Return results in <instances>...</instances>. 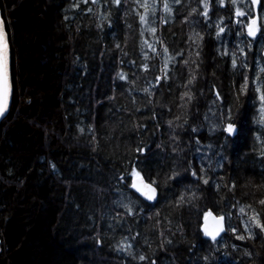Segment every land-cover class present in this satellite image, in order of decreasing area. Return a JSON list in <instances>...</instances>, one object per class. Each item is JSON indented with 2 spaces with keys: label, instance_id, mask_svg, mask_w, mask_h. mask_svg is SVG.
<instances>
[{
  "label": "trees",
  "instance_id": "16d2710c",
  "mask_svg": "<svg viewBox=\"0 0 264 264\" xmlns=\"http://www.w3.org/2000/svg\"><path fill=\"white\" fill-rule=\"evenodd\" d=\"M148 2L141 23L136 0H0L14 88L0 123V264H264V233L249 221H264L253 84L264 34L247 37L231 0H209L207 18L202 0H167L170 12ZM258 15L264 25V0ZM133 168L155 181L154 204L130 190ZM206 213L246 239L207 240Z\"/></svg>",
  "mask_w": 264,
  "mask_h": 264
},
{
  "label": "snow or ice",
  "instance_id": "6c2138e0",
  "mask_svg": "<svg viewBox=\"0 0 264 264\" xmlns=\"http://www.w3.org/2000/svg\"><path fill=\"white\" fill-rule=\"evenodd\" d=\"M87 2V0H85ZM112 4H114L116 7H119L121 5V0H111ZM138 4L144 9V14H139V19L141 23L147 22V13L149 11H155L154 8L149 4L148 0H143V3H140V0H136ZM181 0H175L176 4H179ZM92 3H96V0H92ZM238 0H231V4L235 7V17L237 18L236 22L237 24H240V19L247 17V22L244 25L246 28V34L247 37L251 38V41H255L258 38V34H264L262 30H264V25L260 23V18L258 15V11L262 7V0H250V6L246 3L245 9L242 10L239 6H237ZM220 7L225 6V0H219ZM202 6H203V12L201 15H203L205 18L208 17L209 12V0H202ZM164 10L166 12H170L171 8L169 4L167 3V0H165V3L163 5ZM253 10L257 11V14H253ZM91 9H89V12ZM222 23V20H221ZM218 31L217 36L225 32V28L222 26L217 25ZM150 31L152 33L156 32V28H151ZM202 38V37H201ZM247 48L249 51H251L252 44L249 42L247 44ZM167 48H165V52H167ZM242 56H244V61L241 63V67L247 69L249 67L247 63V53L245 52V49L240 48L239 49ZM262 52H264V49H262ZM199 55V53H197ZM233 59H232V65L233 68L237 67V59L236 54L233 53ZM187 63V62H185ZM121 79H124L123 76H121ZM157 80L160 79V77H156ZM191 83V81H189ZM254 84V91L257 95L258 99V119L257 123L258 125L264 129V65L257 64V70L256 75L253 81ZM249 88V76L243 75V82L240 85L239 88V94L240 95H246ZM11 94V75H10V50H9V42L6 36V31L4 27L3 19L0 18V118H3L8 107V101ZM186 96H188V99L191 100L192 97L185 93ZM220 98L219 93H217V99ZM179 119V117H177ZM232 115H231V109L229 108L226 116L222 114L221 120L225 121L223 124L222 130L224 132H227L229 136H231L236 128L235 125L231 122ZM187 123V121H185ZM170 126L172 122H169ZM193 132H196L197 129L193 128ZM259 140L260 137H257ZM197 143H199V140H197ZM223 147V145H221ZM137 151L140 153H143L145 151L144 148H137ZM131 175L133 177L132 183L130 187L132 189H135L137 193H139L140 196L144 197L147 201H154L157 198V188L153 186L155 184V181L152 183H145L144 180L141 178V174L139 171H137L135 168L132 169ZM179 173L176 171H173L172 175L168 178H175V176H178ZM193 176H197V172H192ZM203 179L204 184H208V179H204L203 177H200ZM125 179L124 177H121V180ZM232 187H235L233 184ZM185 198L183 196L180 197V200H184ZM259 204L261 206H264V199L259 200ZM179 206V205H177ZM126 211L131 214L133 211L127 204L123 205ZM250 207V205H249ZM241 212L244 211L243 208L240 210ZM211 217V219L214 221L213 227L209 228L207 221ZM225 217L223 215H220L218 217L212 216L211 213L205 214V226L203 228V233L206 237L210 238V240L213 243L217 242V238L220 237L221 233H224L226 230H230L233 235H235V238L237 240H245L246 237L244 235H238L236 228H229L226 229L224 224ZM249 221L251 225L259 230V233H264V221L261 219V215L259 212L253 211V214L249 217ZM244 231L248 233L247 239H254L255 234L252 231V228L248 226V224H245ZM170 243V241H169ZM245 255H250V253H245ZM146 259L145 256H140L139 260L144 261ZM205 260L208 258L205 257ZM151 264H155V261H151Z\"/></svg>",
  "mask_w": 264,
  "mask_h": 264
},
{
  "label": "water",
  "instance_id": "95a60500",
  "mask_svg": "<svg viewBox=\"0 0 264 264\" xmlns=\"http://www.w3.org/2000/svg\"><path fill=\"white\" fill-rule=\"evenodd\" d=\"M0 18H2L3 19V16H2V11H1V5H0ZM3 22H4V20H3ZM4 27H5V23H4ZM5 31H6V27H5ZM6 36H7V39H8V42H9V37H8V33H7V31H6ZM9 50H10V75H11V94H10V97H9V101H8V107H7V111H6V113H5V115H4V117L3 118H0V123L8 116V114H9V112H10V109H11V106H12V101H13V92H14V88H13V81H12V79H13V77H12V73H11V70H12V59H11V47H10V43H9ZM141 178L144 180V182L145 183H149V182H147L142 176H141ZM132 180H133V178L131 179V181H130V185H131V183H132ZM154 186V185H153ZM155 187V186H154ZM130 190L139 198V199H141L142 201H144V202H146L147 204H154L156 201H157V198H156V200H154V201H147V200H145L144 199V197H142V196H140L139 195V193H137L136 191H135V189H132L131 187H130ZM157 197H158V191H157ZM212 214V216H215V217H218L217 215H215V214H213V213H211ZM207 224H208V226H209V228H211V227H213V225H214V221L211 219V217H209V219H208V221H207ZM224 224H225V220H224ZM204 226H205V216L202 218V221H201V228H200V230H201V232L203 233V228H204ZM204 234V233H203ZM223 235V233H221V235H220V237ZM206 237V236H205ZM220 237H218V238H220ZM217 238V239H218ZM206 239L207 240H210V238H208V237H206ZM211 241V240H210Z\"/></svg>",
  "mask_w": 264,
  "mask_h": 264
},
{
  "label": "rangeland",
  "instance_id": "374dc122",
  "mask_svg": "<svg viewBox=\"0 0 264 264\" xmlns=\"http://www.w3.org/2000/svg\"><path fill=\"white\" fill-rule=\"evenodd\" d=\"M255 14H257V11L256 10H254V15ZM9 37V36H8ZM10 42V41H9ZM10 47H11V45H10ZM11 59H12V70H11V73H12V77H13V53H12V49H11ZM12 81H13V79H12ZM14 93V92H13Z\"/></svg>",
  "mask_w": 264,
  "mask_h": 264
}]
</instances>
